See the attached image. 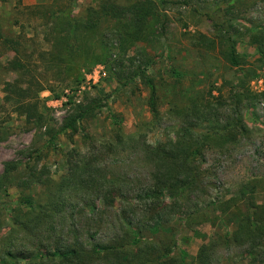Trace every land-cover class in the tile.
Returning a JSON list of instances; mask_svg holds the SVG:
<instances>
[{
    "label": "rangeland",
    "instance_id": "1",
    "mask_svg": "<svg viewBox=\"0 0 264 264\" xmlns=\"http://www.w3.org/2000/svg\"><path fill=\"white\" fill-rule=\"evenodd\" d=\"M119 1L128 3L133 0ZM164 1L163 9L168 21L164 32L158 29L156 39L138 42L124 54L118 37L110 32L114 21H107L103 27H110L105 31L104 40L110 50L108 62L95 64L90 69L73 65L74 71L69 77L57 75L54 70L44 75L50 86L40 93V113L44 115L42 123L37 120L27 123L25 117L13 111L12 105L5 103L4 82L15 79L16 74L6 70L13 54L2 51L0 47V107L5 105L0 109V120L10 117L2 124L0 135V177L6 162L15 161L24 175L33 169L36 174L43 172L59 180L65 172L66 155L70 149L85 153L93 143L111 138L114 131L112 114L122 119L127 137L144 131L147 143L176 142L181 138L185 124L174 110L177 106H186L189 96L200 101L208 99L216 109L214 117L196 121L193 126L196 133H207L213 127L222 128L229 117L235 120L242 118L246 131L238 133L234 143H223L224 148L213 145L205 149L201 159L208 173L205 184L184 203V208L172 212L171 225L162 226V230L174 229L179 248L187 250L189 261L197 258L203 245L215 243L214 264H251V257L243 248H229L222 244L221 236L227 228L217 218L215 204L236 195L241 185L250 180L264 182V99L252 97L264 90V66L258 70L262 74L260 78L243 79L240 70L231 68L218 49L212 50L208 45L197 42L203 34L209 38L222 32L246 35L253 27H264V0H239L229 15L225 13L228 0ZM99 2L0 0V26L6 35L18 38L28 51L51 52L58 48L55 17L60 16V11L69 8L77 19L83 20L89 8L97 7ZM222 22L227 23L220 26ZM248 39L242 38L239 44V50L250 55L245 67L256 63L258 58L256 48ZM219 45L216 42L215 47ZM138 67H147V73L156 79L164 97L160 103L162 121L157 125L151 123L150 89L141 78L133 77ZM79 74L78 83L76 77ZM237 91L244 93L239 106L233 96ZM95 98L101 99L102 107L95 117L83 121L84 132L70 138L69 133L62 131L64 123L78 105ZM84 133L89 140H83ZM54 134L55 144L49 145L48 141ZM102 168L106 177L126 178L125 196H119L115 206L105 205L102 199H90L87 203L75 201L64 223H74L81 239L88 243L108 242L120 234L122 214L133 206L130 201H140L138 195L152 183L151 169L136 149L106 158ZM19 196L15 185L6 189L0 186V239L10 228L7 209L19 206ZM255 200L264 204V191L257 193ZM166 201L174 202L169 197ZM187 211H198V214L190 219L185 214ZM162 230L159 229L158 236L162 235ZM64 235L74 236L68 235V231ZM0 264H9L3 254H0Z\"/></svg>",
    "mask_w": 264,
    "mask_h": 264
},
{
    "label": "trees",
    "instance_id": "2",
    "mask_svg": "<svg viewBox=\"0 0 264 264\" xmlns=\"http://www.w3.org/2000/svg\"><path fill=\"white\" fill-rule=\"evenodd\" d=\"M237 2L240 1H227V15ZM164 3V0H133L128 3L100 0L97 7L89 8L83 20L77 19L69 8L63 9L60 16L55 17L58 48L51 52L28 51L18 38L6 35L0 26V47L2 51L13 54L6 70L16 74L15 79L4 82L5 103L12 105L13 111L25 117L27 123L34 120L42 123L44 115L40 113V93L50 86L44 75L54 70L57 75L69 77L74 71L73 65L90 69L95 64L108 62L110 50L104 40L105 31L110 27H103L107 21H114L110 32L118 37L124 54L138 42L156 39L158 29L164 32L168 21ZM226 23L222 22L220 26ZM245 34L222 32L213 38L203 34L197 44L218 49L231 68L239 69L243 79L251 81L262 76L258 70L264 66V27H253ZM242 38H249L248 42L256 48V63L260 65L253 63L245 67L250 55L239 50ZM216 42L219 47H215ZM79 76L76 77L78 83ZM134 76L141 78L150 89L151 123L157 125L162 121L160 103L164 100L159 84L147 73V67H138L133 72ZM233 96L239 106L243 101V91H237ZM252 97L264 99V90ZM187 99L186 106H177L174 110L185 124L181 138L176 142L147 143L144 131L127 137L122 119L112 114L114 131L111 138L93 143L85 153L70 149L66 155L65 172L59 180L43 172L36 174L33 169L24 175L17 162H6L0 186L6 189L15 185L20 196L19 206L7 209L11 223L8 232L0 239V254L7 258L9 264H214L215 243L203 245L197 258L189 261L187 250L179 248L174 229L170 227V231L164 232L162 226H170L172 212L184 208V203L205 184L208 173L201 160L205 149L213 145L224 148L222 144L229 141L234 143L238 133L246 131V126L242 118L235 120L229 117L222 128L213 127L207 133H196L193 130L195 122L214 117L216 109L208 99L200 101L192 96ZM100 107L101 99L98 98L78 105L62 131L73 139L74 135L85 131L83 121L95 117ZM9 118L0 120V135L2 124ZM55 140L56 134L51 136L49 145H54ZM83 140H89L85 133ZM135 149L150 167L152 183L138 195L140 201H130L133 206L122 214L120 234L108 242H86L79 236L74 223L65 225L68 210L78 200L87 203L90 199H102L105 205L115 206L117 198L125 196L127 181L123 176L106 177L103 162L108 157ZM263 191L262 180H250L241 185L236 195L215 204L217 218L227 228L221 236L222 244L229 248H243L251 257V264L264 262V204L255 200V195ZM167 197L174 202L168 203ZM196 212L187 211L185 214L194 219ZM159 229L162 230L161 236L157 235ZM66 231L68 235L73 234V238L66 237Z\"/></svg>",
    "mask_w": 264,
    "mask_h": 264
}]
</instances>
